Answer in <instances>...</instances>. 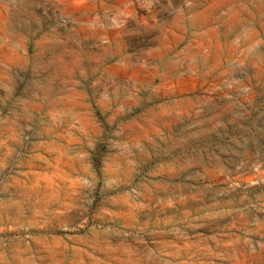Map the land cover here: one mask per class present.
<instances>
[{"label": "rangeland", "instance_id": "374dc122", "mask_svg": "<svg viewBox=\"0 0 264 264\" xmlns=\"http://www.w3.org/2000/svg\"><path fill=\"white\" fill-rule=\"evenodd\" d=\"M0 264H264V0H0Z\"/></svg>", "mask_w": 264, "mask_h": 264}]
</instances>
